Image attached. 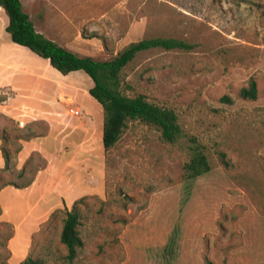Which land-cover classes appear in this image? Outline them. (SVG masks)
Returning <instances> with one entry per match:
<instances>
[{
  "label": "rangeland",
  "instance_id": "1",
  "mask_svg": "<svg viewBox=\"0 0 264 264\" xmlns=\"http://www.w3.org/2000/svg\"><path fill=\"white\" fill-rule=\"evenodd\" d=\"M21 2L82 56L153 36L194 47L141 51L120 72L125 94L175 111L181 137L130 120L104 149L91 79L13 43L0 7V264H264V0ZM251 79L257 98L243 99ZM192 137L211 170L187 180ZM74 206L83 246L69 261L60 232Z\"/></svg>",
  "mask_w": 264,
  "mask_h": 264
},
{
  "label": "trees",
  "instance_id": "2",
  "mask_svg": "<svg viewBox=\"0 0 264 264\" xmlns=\"http://www.w3.org/2000/svg\"><path fill=\"white\" fill-rule=\"evenodd\" d=\"M0 7L7 15L5 31L13 43L47 59L50 66L63 75L82 71L91 79L93 85L88 93L101 105L104 115L101 133L104 149L110 148L119 140L130 120L153 125L165 141L173 143L181 137V127L175 111L149 101L143 94H125L121 89L120 72L141 51L153 48L190 50L194 44L174 37L153 36L130 42L114 57L99 60L79 55L37 31L29 14L24 11L21 0H0ZM239 96L243 99H256V81L251 79L247 86L240 89ZM222 99L231 101L227 96ZM188 149L189 158L183 165L185 178L190 180L208 173L211 164L202 144L192 137L189 139ZM78 224L79 215L74 206L65 211L60 232V241L67 248L69 261L75 258L77 251L83 246Z\"/></svg>",
  "mask_w": 264,
  "mask_h": 264
},
{
  "label": "crops",
  "instance_id": "3",
  "mask_svg": "<svg viewBox=\"0 0 264 264\" xmlns=\"http://www.w3.org/2000/svg\"><path fill=\"white\" fill-rule=\"evenodd\" d=\"M18 45V44H16ZM20 46V45H19ZM23 47V46H22ZM53 68V67H52ZM54 69V68H53ZM55 70V69H54ZM57 71V70H56ZM69 74V73H68ZM67 75V74H66ZM38 111H43V110H38ZM6 113L8 115H10L12 118H14L17 122H22V118L30 113L28 112V110H6ZM31 113L34 114V111H31ZM0 161H1V157H0Z\"/></svg>",
  "mask_w": 264,
  "mask_h": 264
},
{
  "label": "built area",
  "instance_id": "4",
  "mask_svg": "<svg viewBox=\"0 0 264 264\" xmlns=\"http://www.w3.org/2000/svg\"><path fill=\"white\" fill-rule=\"evenodd\" d=\"M69 111L71 112V114L76 115V116H79L80 113H82V110L81 109L74 108V107H71Z\"/></svg>",
  "mask_w": 264,
  "mask_h": 264
}]
</instances>
